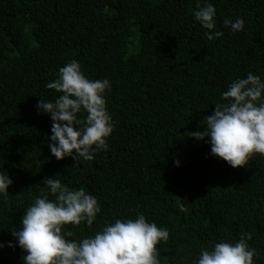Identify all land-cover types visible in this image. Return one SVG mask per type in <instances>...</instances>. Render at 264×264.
Segmentation results:
<instances>
[{"label": "trees", "instance_id": "1", "mask_svg": "<svg viewBox=\"0 0 264 264\" xmlns=\"http://www.w3.org/2000/svg\"><path fill=\"white\" fill-rule=\"evenodd\" d=\"M210 2L223 32L214 41L194 18L195 0H0V170L13 179L0 198V242L14 241L24 211L48 192L43 181L59 175L101 208L92 225L66 226L70 239L143 214L169 232L160 264H196L201 249L244 232L253 264H264V155L233 169L189 137L234 80L251 72L264 81V0ZM226 18L244 29L224 28ZM72 60L86 78L111 82L114 132L93 161L52 157V121L36 110L58 98L45 85ZM24 255L5 247L0 264Z\"/></svg>", "mask_w": 264, "mask_h": 264}, {"label": "clouds", "instance_id": "2", "mask_svg": "<svg viewBox=\"0 0 264 264\" xmlns=\"http://www.w3.org/2000/svg\"><path fill=\"white\" fill-rule=\"evenodd\" d=\"M195 6L194 18L206 30V39L221 38L223 32L216 30V9L210 0H195ZM223 27L240 32L244 21L226 18ZM45 87L60 94L54 101L39 100L36 106L38 114L52 121L47 144L51 156L58 161H93L99 151H108L107 139L114 132V124L105 94L111 91V82L86 78L80 63L72 60ZM221 100L224 103H217L213 114L202 121L203 131L189 137L206 141L211 155L231 168H246L254 154L264 155V81L249 72L246 78L234 80ZM176 164L179 166V161ZM57 177L43 181L47 194L36 197L24 211L20 229L11 232L14 241L0 242V250L19 247L26 253L23 264H160L157 245L168 242L169 232L149 223L143 214L135 219H115L94 235L70 239L73 232L66 226L92 225L101 208L97 198L83 187L72 189ZM11 186L13 179L0 170V198L10 196ZM178 210L187 213L184 205ZM248 239L244 232L235 242L201 249L196 264H253L256 250Z\"/></svg>", "mask_w": 264, "mask_h": 264}]
</instances>
